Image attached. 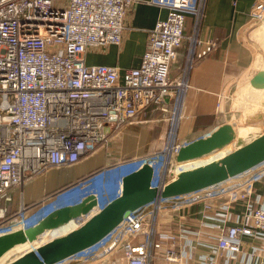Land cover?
Masks as SVG:
<instances>
[{"label": "built area", "instance_id": "built-area-1", "mask_svg": "<svg viewBox=\"0 0 264 264\" xmlns=\"http://www.w3.org/2000/svg\"><path fill=\"white\" fill-rule=\"evenodd\" d=\"M136 2L0 0V203L10 201L9 193L21 191L32 178L88 159L124 123L147 110L160 112L169 122L168 145L150 158L160 161L151 187L157 189L168 183V167L185 146L176 133L188 88L186 72L181 78H172L169 71L182 46L185 19L191 16L199 22L203 0H149L167 16L149 32L137 68L119 72L107 65H86L88 49L120 44L128 11ZM254 9L264 11V4ZM188 41L189 67L218 45L198 41L195 36ZM216 107L220 109V103ZM146 160H124L114 168L134 170ZM189 164L194 168L206 163ZM96 173L82 180L88 184ZM243 174L210 187L234 181L221 189L228 195L224 204L204 202L201 195L212 197L210 188L158 198L128 214L93 247L58 264H154L157 260L166 264L258 263L264 253V194H255L248 184L259 178L257 174L240 180ZM75 185L61 188L54 195H69ZM95 195L94 211H99L120 194L109 200L104 191ZM199 200L203 201L204 213L198 226L180 224L175 232L158 230L160 215L178 216L190 206L189 201ZM238 202L244 207L240 216L231 212ZM27 217V209L22 208L16 220L25 222ZM85 220L80 217L73 223L77 227ZM215 228L217 237H208L213 243L207 250L211 249L194 263L202 231ZM245 238L252 242L247 243Z\"/></svg>", "mask_w": 264, "mask_h": 264}, {"label": "crops", "instance_id": "crops-1", "mask_svg": "<svg viewBox=\"0 0 264 264\" xmlns=\"http://www.w3.org/2000/svg\"><path fill=\"white\" fill-rule=\"evenodd\" d=\"M148 2L149 0H137L136 4L128 11L119 45H109L103 49H88L84 55V63L86 65L111 66L117 68L119 72L124 69L137 68L140 58L146 50L149 32L153 30L158 21L167 16L165 10L151 6ZM259 3L264 4V0H203L199 22L196 23L191 16L186 17L182 46L177 50L169 71V76L172 78H181L185 72L187 73L188 88L181 109L182 119L178 123L176 133L177 139L184 145L197 139L206 138L223 123L231 125L236 134L238 127L235 124L236 120H226L227 113L223 112L226 110L229 94H233V91L238 89L237 87L240 88L247 84L248 91L243 97V99L246 97V100L242 102L244 105L241 108L250 115L248 117L255 120V117L259 115V111L256 110L264 105V102L261 103L264 101V90H253L248 82L261 66L260 70H264V11H254L255 6ZM192 36H195L198 41H214L218 45L210 55L194 62L189 67L187 60L188 38ZM239 79H242V82L238 84ZM218 103L221 105L220 109L216 107ZM261 114L264 115V111ZM232 117L231 119H233ZM263 117H260L259 120L264 121ZM250 119L238 121L240 125L244 126L243 131L248 129L245 124L249 122L251 125L255 122ZM169 130V122L162 118L160 112L152 110L142 112L136 118L124 123L121 129L108 138L88 159L72 167L50 169L42 175L32 178L21 191H11L9 193L10 201L0 203V216L3 215L2 212L9 215L11 212L16 213L23 206L40 204L42 207L44 206V211L46 208L43 214L47 215L54 210L52 207L55 205H68L76 199L85 197L91 192V188L99 183L101 186L110 184V182L115 183L114 176L119 172H114L117 169L114 167L118 162L157 154L168 145ZM242 130L240 131L242 132ZM260 134L252 137L250 141ZM197 161L199 162V160ZM200 162L205 163L202 160ZM97 171L102 173L100 181L95 185L93 183L85 191L87 193L84 196L73 198L70 195V199L67 198L68 202L66 199L55 202L50 198L62 187L74 185ZM254 174H257L259 178L248 184H251V189L255 194L263 195L264 163L243 174L240 180L250 178ZM232 182L234 181L210 188L212 197L205 198L206 194H202L201 197L204 198V202L210 201L214 205L224 204L228 195L222 190ZM118 184H114L115 190L120 187ZM104 195L107 197H105L106 200L116 196L110 197V191L105 190ZM189 202H191L190 206L184 208L185 210L178 216H170L169 213L160 215L158 230L175 232L180 224L190 228L198 226L204 213L203 201ZM233 208L231 211L233 215L240 216L244 212L242 202H238ZM27 213L32 214L28 211ZM41 218L37 217L34 220ZM218 234L217 228L202 231L198 240L200 245L196 243L194 263H198V257L207 254L211 249L207 250V246L213 243L208 237L215 238ZM244 240L247 243L252 242L249 238ZM18 251L17 247L11 250L0 259V263L12 252ZM260 256L258 263L253 264H264V253ZM154 264L166 263L157 260Z\"/></svg>", "mask_w": 264, "mask_h": 264}, {"label": "water", "instance_id": "water-1", "mask_svg": "<svg viewBox=\"0 0 264 264\" xmlns=\"http://www.w3.org/2000/svg\"><path fill=\"white\" fill-rule=\"evenodd\" d=\"M249 86L253 90H264V70L253 76ZM234 140L233 127L223 123L206 138L191 141L182 147L175 160L178 163L200 160L233 143ZM262 163H264V133L249 143L239 145L220 160L209 161L178 173L171 182L157 189L151 187L153 168L147 163L142 164L134 170L115 177L113 184L122 182L120 195L101 210L94 211L97 206L95 194L106 190L108 183L105 186L98 185L96 190L93 188L89 194L79 200L75 208L62 205L52 210L30 229L28 228L30 231L26 237H24L25 233L20 231L19 239L14 246L32 242L47 232L59 231L60 228L80 217L86 218L75 230L28 250L9 264H58L78 252L93 247L117 228L128 214L158 198H174L206 190L255 169Z\"/></svg>", "mask_w": 264, "mask_h": 264}, {"label": "rangeland", "instance_id": "rangeland-1", "mask_svg": "<svg viewBox=\"0 0 264 264\" xmlns=\"http://www.w3.org/2000/svg\"><path fill=\"white\" fill-rule=\"evenodd\" d=\"M242 79L241 80L239 79L238 84L242 82ZM244 79L246 80V78H244ZM246 86H247V84L241 86L240 88L238 87L236 93L234 95H232V96H231V93L229 94L230 97H229V100H227L226 106H225V109L226 110L223 112L224 114L227 113L226 120H236L235 124L238 125L237 130H236V134H235V140L233 141V144L230 145L229 150L227 151V154L230 153V152H233L235 149H237L239 147V145H243V144L249 143L250 142V139L252 137H254L255 135H258V134L264 132V121H260L259 120L260 117H263L264 116L263 114H261L262 111H264V105H262L261 107H259L260 108L259 110H256V111H259V115L258 116L256 115L257 117H255V120L253 118L250 119V117H248L250 115H248V113H245L246 110H243L241 108L242 105H244V104H242V102L246 100V97L243 99V97L246 96V93H247L246 91H248V89L246 88ZM235 96H236V98H235ZM231 97L233 99L232 102H231ZM234 99H235V102H234ZM263 102L264 101H262L261 103H263ZM231 116H233L232 117L233 119H231ZM243 119L244 120H249L250 119V120H254L255 122H253L251 125L249 124V122H248V124H245L248 129H246V131H243L242 129H244V126L243 125H240L238 123V121L243 120ZM240 130H242V132ZM154 155H156V154H154ZM154 155L147 156V157H144V158L149 159V160H146V161H150L151 160L150 158L151 157H154ZM209 160L210 159H208V161ZM205 163H206V160H205ZM168 169H169V172H170V176L171 177L170 178H167V181L166 182H171L176 177L177 174L175 172H172L171 171L170 166L168 167ZM130 170H133V168H130V167L117 168L116 171H114V172H119V173H116L115 176H114V178L116 176H119L121 174H124L126 172H129ZM96 174H97L96 177L95 178H91V181H89L88 184H87V182L85 180H79L77 183H75L76 185L75 186H72V188H75V189L70 190V194L69 195H67L68 192H65L64 194H61L62 192H60L58 195H53L50 198L53 201H55V202L62 201V199L63 200L66 199V202H68V200L70 199L69 198L70 195L73 198H76V197H79V196L80 197L81 196H84V194L87 193L85 191L90 186H92L93 183L95 185L97 182L100 181L99 179H101L100 178V175H102V173H100V171H97ZM98 185H101V183L93 186L91 188V190L93 188H94V190H96L98 188ZM108 185H107L108 188L106 189V191H110V197H112V196H114V195H116V194L119 193L121 187H118L115 190L116 186L113 183L110 182V184L108 183ZM67 186H70V185H67ZM121 186H122V184H121ZM62 188H64V187H62ZM111 190H113V191H111ZM67 198H69V199H67ZM76 200L73 201V202H76ZM40 205H37V206L28 205L29 207H27V206L26 207L25 206L21 207L18 211H20L22 208L24 210L27 209V211L29 213H32L31 215H33V216H31V215L28 214V217H27L26 221L25 222H21V223H19V221L16 220L17 212L18 211L16 213L11 212L9 215L8 214H5V212H2L3 215L0 216V235L3 234V233H8V231H10V229L21 230L23 227L25 228L27 226H30V225H32L33 223H35L37 221V220H34V218H37V217L38 218H41L42 217V219H43V217H45L46 215L43 214V211H44L43 210L44 209L43 207L44 206L42 207V205L41 206ZM46 205H48V204H46ZM56 206H59V205H55L52 208H54ZM45 211H46V208H45ZM42 214H43V216H42ZM29 216H31V217L29 218ZM39 238L40 237H37L34 241L27 242L29 244V246H30V248L28 250L34 249L38 245H43L45 242H47L48 240L51 239V237L49 236V237L45 238L44 240H42L44 242L43 243L42 241L39 242ZM26 244H24V245H26ZM18 246H23V244L15 245V247L13 249H15ZM26 252H28V251L25 250V251H22L21 252V250H19L18 252H12L11 255L8 256V258H6L0 264H9V262H11L13 259H15V258L23 255Z\"/></svg>", "mask_w": 264, "mask_h": 264}, {"label": "bare ground", "instance_id": "bare-ground-1", "mask_svg": "<svg viewBox=\"0 0 264 264\" xmlns=\"http://www.w3.org/2000/svg\"><path fill=\"white\" fill-rule=\"evenodd\" d=\"M262 65H263V62H262ZM262 67V66H261ZM261 67H260V69H261ZM258 70L256 73H258L259 71H261V70ZM255 73V74H256ZM254 74V75H255ZM253 75V76H254ZM253 78V77H252ZM252 78H251V80H252ZM251 80H249L248 82H250ZM238 88V87H237ZM236 90L237 89H235V91H233V94H231V96L232 95H234V93H236ZM235 98H236V96H235ZM233 101V99H232V97H231V102ZM234 102H235V99H234ZM233 143H231V144H229V145H227V146H224V147H222V149H220V150H218V151H216V152H213V153H211V154H209V155H207L206 157H204V158H201L200 160H202V161H205V160H207V162H209V161H216V160H220V159H222L223 158V156L224 155H226L227 154V151L229 150V147H230V145H232ZM208 159H210L209 161H208ZM200 160H199V162L198 161H193L195 164H198V163H201L200 162ZM198 162V163H197ZM152 168H153V174H155L159 169H160V161L159 160H150V161H148L147 162ZM193 165V164H192ZM191 164H189V163H178V162H176L175 160H173V162L170 164V168H171V171L172 172H175L176 174H178V173H180V172H182V171H186V170H188V168H190L191 166H192ZM121 184H122V182H121ZM121 184H119V185H121ZM122 187V186H121ZM94 190V189H93ZM79 200L80 199H77L76 200V202H71V203H69L68 205L69 206H71V207H73V208H75L76 207V205H77V203L79 202ZM57 208H59V207H54L53 209H57ZM41 219H39V220H37L35 223H33L32 225H30V226H27V227H23L21 230H17V229H10V231H8V233H3V234H1L0 235V259L2 258V257H4L7 253H9L15 246H14V243L19 239V237H18V235H19V232L21 231V232H24L25 233V235H24V237H26L28 234H29V229L34 225V224H36L38 221H40ZM76 225L73 223V222H71L70 224H68V225H66V226H64V227H62V228H60V230L59 231H50V232H47V233H45L43 236H41L40 238H39V242L40 241H42V240H44L45 238H47V237H51V239H55V238H58V237H60V236H62V235H65V234H67V233H69V232H71V231H73V230H75L76 228ZM29 228V229H28ZM43 242V241H42ZM44 243V242H43ZM42 243V244H43ZM26 244V243H25ZM39 246V245H38ZM38 246H36V247H38ZM17 248H19V250H21V251H25V250H27L28 251V249L30 248V246H29V244L27 243L26 245H23V246H18Z\"/></svg>", "mask_w": 264, "mask_h": 264}, {"label": "flooded vegetation", "instance_id": "flooded-vegetation-1", "mask_svg": "<svg viewBox=\"0 0 264 264\" xmlns=\"http://www.w3.org/2000/svg\"><path fill=\"white\" fill-rule=\"evenodd\" d=\"M91 176V175H90ZM89 177V176H88ZM65 187H67V186H65Z\"/></svg>", "mask_w": 264, "mask_h": 264}]
</instances>
